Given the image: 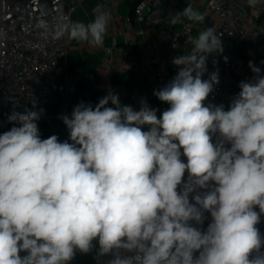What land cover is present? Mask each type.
<instances>
[{
    "label": "clouds",
    "instance_id": "clouds-1",
    "mask_svg": "<svg viewBox=\"0 0 264 264\" xmlns=\"http://www.w3.org/2000/svg\"><path fill=\"white\" fill-rule=\"evenodd\" d=\"M180 16L205 19L191 6L173 22ZM109 21L105 12L88 23L60 16L55 38L101 46ZM190 43L153 92L169 105L159 117L110 91L61 117L71 141L61 142L41 139L37 111L11 112L19 126L0 134V264H68L93 240L100 255L114 253L109 264H264V75L250 61L255 76L228 109L206 105L219 80L202 76L221 40L208 27Z\"/></svg>",
    "mask_w": 264,
    "mask_h": 264
},
{
    "label": "built area",
    "instance_id": "built-area-1",
    "mask_svg": "<svg viewBox=\"0 0 264 264\" xmlns=\"http://www.w3.org/2000/svg\"><path fill=\"white\" fill-rule=\"evenodd\" d=\"M84 1L0 0V134L19 126L8 121L13 110L37 111L40 119L36 123L47 120L49 114L45 108L60 95L54 116L64 125L69 139L61 117L70 116L79 104L80 97L72 101L71 90L81 80L61 64L68 54L70 40L67 35L55 38V31L59 17L72 20L76 8ZM124 3L129 7L125 14ZM195 4L208 19L206 28L215 29L222 47V51L212 52L206 59L202 79L208 80L212 73H218L219 83L213 85L205 104H222L227 110L240 91V82L251 81L255 76L249 67L250 61L264 75V0L255 7H249L247 0H195ZM183 10V0H97L95 16L100 12L110 16L105 36L108 40L103 48L107 73L135 70L154 88L164 87L166 80L179 70L173 59L188 54L192 49L191 39L206 29H199L184 16L173 22L174 16ZM129 47L137 52L132 54ZM111 92L118 94L122 105H130L134 110H139L142 100L146 101L149 107L158 110V117L166 107L165 102L141 88L111 89ZM91 104L94 107L97 102ZM108 106L112 107L111 102ZM181 159L187 162L186 157ZM187 178L186 172L184 180ZM195 194L189 195L192 203H195L192 200ZM255 210L259 212L258 207ZM204 216L202 230L211 222L210 213L205 212ZM257 227L264 236V215ZM92 244L96 264H109L115 258L114 253L99 254L98 240ZM119 254L131 255L124 250H119ZM255 255L254 252L252 256ZM68 264H84L81 254L76 252Z\"/></svg>",
    "mask_w": 264,
    "mask_h": 264
},
{
    "label": "crops",
    "instance_id": "crops-1",
    "mask_svg": "<svg viewBox=\"0 0 264 264\" xmlns=\"http://www.w3.org/2000/svg\"><path fill=\"white\" fill-rule=\"evenodd\" d=\"M97 0H85L82 4L78 5L76 8L72 21H80L84 23L91 22L95 17V7H96ZM183 6L184 9L188 6H191L194 10L198 11L203 15V12L196 6L195 0H183ZM129 7L126 3L122 5V12L128 13ZM197 27L199 29H204L208 25V19L205 18L202 23H196ZM150 38V37H148ZM108 39L105 37L103 45H101L100 54H91V59L85 64V67L78 68L77 71L74 74L81 73L83 82L89 86L91 89L98 92L103 98L105 95H107L111 89L119 90V91H125L132 88H141L146 91H149L151 93L154 92V90H159L154 88L145 77L141 76L137 71L131 70L129 73H125L121 70L115 71L112 74L107 73L104 64V44ZM75 41L70 40V46L71 44H74ZM91 49L96 46L91 45L88 43V45ZM99 47V46H98ZM129 50L132 54H135L137 51L134 47H129ZM95 51V50H94ZM71 52V53H70ZM72 57V51L68 52ZM173 79V77H169L166 82L164 83V86L170 82ZM142 81L146 83L142 84ZM72 91V90H71ZM72 101H78L79 95L75 94V98L73 99L71 96ZM58 104V103H57ZM169 107V105L166 103L165 110ZM57 109V105L54 106L52 103L48 107L45 108L47 113L50 116L54 117V113ZM55 118V117H54ZM77 253L81 254V258L84 264H96V255L94 252L90 251L88 253H81L78 250Z\"/></svg>",
    "mask_w": 264,
    "mask_h": 264
},
{
    "label": "rangeland",
    "instance_id": "rangeland-1",
    "mask_svg": "<svg viewBox=\"0 0 264 264\" xmlns=\"http://www.w3.org/2000/svg\"><path fill=\"white\" fill-rule=\"evenodd\" d=\"M87 45H88V42H77V41H75V43L71 44V46L69 47V51H72L73 58L76 61L78 68L79 67L80 68L85 67V64L88 61H90V59H91V54H94V53H96V54L99 53L100 54V50H101L100 46L99 47L96 46L95 49L94 48L91 49ZM75 75H77L79 77V79L81 81H83L81 73L80 74L77 73ZM142 84H145V86H146V83L143 82V81H142ZM72 95H73V90L71 91V96ZM59 98H60V95H57L55 97V99L53 100L52 103L54 104V106L58 105L57 103H58V99ZM54 117L50 116L47 119V121H48V137L51 136V135H57L58 139L61 142L65 141V140H69L68 137H67L64 125L61 122H59L56 119V117L55 118ZM69 142H71V141L69 140Z\"/></svg>",
    "mask_w": 264,
    "mask_h": 264
},
{
    "label": "trees",
    "instance_id": "trees-1",
    "mask_svg": "<svg viewBox=\"0 0 264 264\" xmlns=\"http://www.w3.org/2000/svg\"><path fill=\"white\" fill-rule=\"evenodd\" d=\"M61 64L66 66L68 71L72 74H74L77 69V63L74 60V58L68 53L62 60ZM73 95L72 98H75V94H78L80 97L79 104L81 102L84 103H92V102H97L99 99H101V96L98 92L95 90L91 89L89 86H87L83 81H80L76 85L73 86ZM38 128L40 132L41 139H46L48 138V121L43 120L41 122H38Z\"/></svg>",
    "mask_w": 264,
    "mask_h": 264
}]
</instances>
